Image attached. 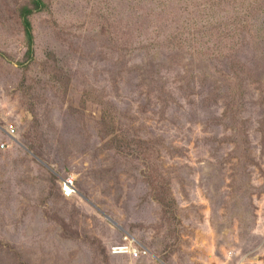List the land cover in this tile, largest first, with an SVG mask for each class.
<instances>
[{
  "label": "rangeland",
  "instance_id": "rangeland-1",
  "mask_svg": "<svg viewBox=\"0 0 264 264\" xmlns=\"http://www.w3.org/2000/svg\"><path fill=\"white\" fill-rule=\"evenodd\" d=\"M41 1L0 0V264H264V0Z\"/></svg>",
  "mask_w": 264,
  "mask_h": 264
},
{
  "label": "built area",
  "instance_id": "built-area-1",
  "mask_svg": "<svg viewBox=\"0 0 264 264\" xmlns=\"http://www.w3.org/2000/svg\"><path fill=\"white\" fill-rule=\"evenodd\" d=\"M10 132L13 134L14 130L12 129ZM4 147L5 145L2 144L1 148L3 149ZM61 192L65 198L76 197L77 188L72 177H67L61 182ZM109 250L113 255H127L134 259L148 254L147 250L139 248L137 242L129 235H125L122 243L116 244Z\"/></svg>",
  "mask_w": 264,
  "mask_h": 264
},
{
  "label": "trees",
  "instance_id": "trees-1",
  "mask_svg": "<svg viewBox=\"0 0 264 264\" xmlns=\"http://www.w3.org/2000/svg\"><path fill=\"white\" fill-rule=\"evenodd\" d=\"M35 2L37 3V5H39V7H41L42 5V1L41 0H35ZM32 9L31 8H25L23 9L21 15H22V22L24 25V29H25V36L26 39L30 42V45L28 47V51L27 54H31L32 53V40H33V33H32V23L30 21V13H31Z\"/></svg>",
  "mask_w": 264,
  "mask_h": 264
},
{
  "label": "water",
  "instance_id": "water-1",
  "mask_svg": "<svg viewBox=\"0 0 264 264\" xmlns=\"http://www.w3.org/2000/svg\"><path fill=\"white\" fill-rule=\"evenodd\" d=\"M107 217V216H106ZM110 221H113L111 218L107 217ZM114 223V222H113ZM116 224V223H115Z\"/></svg>",
  "mask_w": 264,
  "mask_h": 264
},
{
  "label": "crops",
  "instance_id": "crops-1",
  "mask_svg": "<svg viewBox=\"0 0 264 264\" xmlns=\"http://www.w3.org/2000/svg\"><path fill=\"white\" fill-rule=\"evenodd\" d=\"M67 199H71V198H67Z\"/></svg>",
  "mask_w": 264,
  "mask_h": 264
}]
</instances>
